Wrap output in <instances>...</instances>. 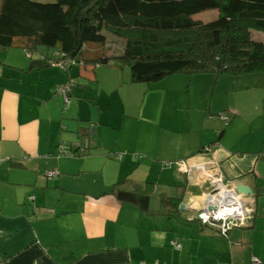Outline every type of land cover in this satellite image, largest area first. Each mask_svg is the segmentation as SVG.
<instances>
[{
    "label": "crops",
    "instance_id": "1",
    "mask_svg": "<svg viewBox=\"0 0 264 264\" xmlns=\"http://www.w3.org/2000/svg\"><path fill=\"white\" fill-rule=\"evenodd\" d=\"M39 47H0V264H264V153L225 142L238 110L224 124L213 96L181 104L186 72L133 82L128 66ZM219 176L253 209L227 236L196 218ZM124 178L156 208L113 195ZM174 194L181 214L162 213Z\"/></svg>",
    "mask_w": 264,
    "mask_h": 264
},
{
    "label": "trees",
    "instance_id": "2",
    "mask_svg": "<svg viewBox=\"0 0 264 264\" xmlns=\"http://www.w3.org/2000/svg\"><path fill=\"white\" fill-rule=\"evenodd\" d=\"M206 10H217L216 18H192ZM245 22L264 28V0H1L0 47L26 41L58 48L56 60L128 66L133 82L175 72L238 76L264 71V42L253 38ZM107 34L122 41L120 52L108 51ZM110 191L121 201L156 208L153 192L129 178ZM165 199L167 205L158 207L162 213L181 214L175 194Z\"/></svg>",
    "mask_w": 264,
    "mask_h": 264
},
{
    "label": "rangeland",
    "instance_id": "3",
    "mask_svg": "<svg viewBox=\"0 0 264 264\" xmlns=\"http://www.w3.org/2000/svg\"><path fill=\"white\" fill-rule=\"evenodd\" d=\"M36 1L53 2L54 0ZM216 16L217 10H206L192 18L206 22L216 18ZM243 25L250 30L254 39L264 42V28L249 22H245ZM107 36L108 51L110 53L120 52L122 41L111 35L107 34ZM40 48L44 51L48 49L44 46ZM177 75L187 79V82H177L174 85L177 90L182 89L180 94L178 93L181 104L190 91L195 100L204 99L205 103L211 100L213 96L212 118L214 119L220 120L218 117L220 113L229 116L231 113H235V109L238 110L237 113L240 116L235 120L236 124L231 132L226 134L225 142L228 140L229 144L233 143V145L236 142L247 151L256 149L254 151L264 153V143L261 142L262 139L264 140V71L238 76H233L227 72L177 73ZM209 103L210 101L206 103L207 108H209ZM219 122L223 124L221 121ZM223 125H221V129ZM225 128L227 129L228 126L225 125ZM236 137L243 141H238Z\"/></svg>",
    "mask_w": 264,
    "mask_h": 264
},
{
    "label": "built area",
    "instance_id": "4",
    "mask_svg": "<svg viewBox=\"0 0 264 264\" xmlns=\"http://www.w3.org/2000/svg\"><path fill=\"white\" fill-rule=\"evenodd\" d=\"M74 61L72 60L71 62ZM57 90L64 95L67 103L70 102L68 97V84L59 86ZM220 117L225 123L228 122V117L224 115H220ZM59 152H65L64 144L59 146ZM252 210L248 197L239 193L232 183L223 181L221 176H219L212 190L206 194L204 206L197 212L196 218L203 225L215 226L220 235L227 236L228 231L233 226H244L248 224ZM173 246L175 249H179L180 247L178 243H173ZM250 264H261V260L256 256H252Z\"/></svg>",
    "mask_w": 264,
    "mask_h": 264
},
{
    "label": "water",
    "instance_id": "5",
    "mask_svg": "<svg viewBox=\"0 0 264 264\" xmlns=\"http://www.w3.org/2000/svg\"><path fill=\"white\" fill-rule=\"evenodd\" d=\"M236 189L239 190V188H236ZM184 205H185V204H181L179 208H180L181 210H183V209H184Z\"/></svg>",
    "mask_w": 264,
    "mask_h": 264
}]
</instances>
